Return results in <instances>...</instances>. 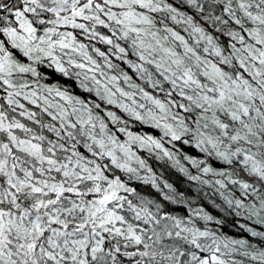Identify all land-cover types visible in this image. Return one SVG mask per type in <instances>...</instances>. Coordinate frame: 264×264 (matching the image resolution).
<instances>
[{
	"label": "snow or ice",
	"instance_id": "1",
	"mask_svg": "<svg viewBox=\"0 0 264 264\" xmlns=\"http://www.w3.org/2000/svg\"><path fill=\"white\" fill-rule=\"evenodd\" d=\"M0 264H264V0H0Z\"/></svg>",
	"mask_w": 264,
	"mask_h": 264
},
{
	"label": "trees",
	"instance_id": "2",
	"mask_svg": "<svg viewBox=\"0 0 264 264\" xmlns=\"http://www.w3.org/2000/svg\"><path fill=\"white\" fill-rule=\"evenodd\" d=\"M167 175V174H166Z\"/></svg>",
	"mask_w": 264,
	"mask_h": 264
}]
</instances>
